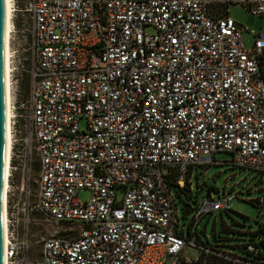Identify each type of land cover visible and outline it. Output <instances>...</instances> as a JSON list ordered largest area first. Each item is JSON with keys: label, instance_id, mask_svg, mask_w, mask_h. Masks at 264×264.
<instances>
[{"label": "built area", "instance_id": "1", "mask_svg": "<svg viewBox=\"0 0 264 264\" xmlns=\"http://www.w3.org/2000/svg\"><path fill=\"white\" fill-rule=\"evenodd\" d=\"M231 3L264 14V0H25L28 89L11 99L7 264H264L199 240V222L230 209L231 195L211 192L186 226L172 194L217 152L264 173V32L251 31L245 48Z\"/></svg>", "mask_w": 264, "mask_h": 264}, {"label": "rangeland", "instance_id": "2", "mask_svg": "<svg viewBox=\"0 0 264 264\" xmlns=\"http://www.w3.org/2000/svg\"><path fill=\"white\" fill-rule=\"evenodd\" d=\"M25 0H11V99L15 95L22 102L28 89L30 21L23 13ZM226 10L231 19L241 27L240 37L245 48L253 45L251 31L264 32V14H252L240 3H231ZM21 113V111H20ZM82 126V122L80 124ZM215 164L198 166L193 169L190 189L184 183H179L172 189L180 223L186 226L192 218L198 202H201L208 191L212 197L229 194L232 196L229 210L206 214L199 222L197 235L202 244L216 250L236 254L243 258H252L245 250L249 243L258 244L264 254V173L241 169L229 161L228 152H217L214 155ZM34 187V193H35ZM216 191L218 193H216ZM81 201L89 198L87 190L77 193ZM36 218H41L36 214ZM47 224L42 229H50ZM38 249L34 243L33 250ZM197 250L192 247L184 249L186 258H195ZM217 255L209 257L210 264H229ZM264 262V258L258 259ZM185 264H196L195 259Z\"/></svg>", "mask_w": 264, "mask_h": 264}, {"label": "bare ground", "instance_id": "3", "mask_svg": "<svg viewBox=\"0 0 264 264\" xmlns=\"http://www.w3.org/2000/svg\"><path fill=\"white\" fill-rule=\"evenodd\" d=\"M11 0H5V35H4V65H5V162L4 177L1 196V220H2V237L5 243V222H6V192L7 177L9 175V158L11 149V91H10V37H11ZM3 254V252H2ZM2 264H7L6 258L2 255Z\"/></svg>", "mask_w": 264, "mask_h": 264}, {"label": "water", "instance_id": "4", "mask_svg": "<svg viewBox=\"0 0 264 264\" xmlns=\"http://www.w3.org/2000/svg\"><path fill=\"white\" fill-rule=\"evenodd\" d=\"M4 35H5V0H0V264H2V220L1 196L5 162V65H4ZM211 191L205 194L210 196ZM216 193H218L216 191Z\"/></svg>", "mask_w": 264, "mask_h": 264}, {"label": "trees", "instance_id": "5", "mask_svg": "<svg viewBox=\"0 0 264 264\" xmlns=\"http://www.w3.org/2000/svg\"><path fill=\"white\" fill-rule=\"evenodd\" d=\"M198 167V166H197ZM194 169V168H193ZM193 169H192V173H193ZM195 169H196V167H195ZM259 173V172H258ZM189 177H190V172L188 173V175H187V178L189 179ZM190 180H191V178H190ZM191 183V181L189 182V181H186L184 184H185V186H187V188L188 189H190V184ZM177 188V186H175V188H173V189H176ZM229 210V209H228ZM249 246H252L253 248H255L256 249V251L254 252V251H252V250H249L248 249V247ZM213 249V248H212ZM216 253H220V254H223V255H227V256H230V257H235V258H238V259H242V260H252V261H258V262H262V261H259L258 259H261V258H264V254H262V252H261V250H260V247H259V245L258 244H252V243H249V244H247L246 246H245V250L249 253V254H251L252 255V258L251 259H249V258H243V257H240V256H238V255H236V254H233V253H229V252H225V251H221V250H216V249H213ZM210 256H213V255H210ZM209 256V257H210ZM218 256V255H217ZM219 257H221V256H219ZM221 258H223V257H221ZM223 260H225L227 263L229 262V264H232L231 263V261H229L228 259H223Z\"/></svg>", "mask_w": 264, "mask_h": 264}, {"label": "crops", "instance_id": "6", "mask_svg": "<svg viewBox=\"0 0 264 264\" xmlns=\"http://www.w3.org/2000/svg\"><path fill=\"white\" fill-rule=\"evenodd\" d=\"M196 254H198V253L196 252ZM196 257H197V256H196ZM196 257H195V258H196Z\"/></svg>", "mask_w": 264, "mask_h": 264}]
</instances>
